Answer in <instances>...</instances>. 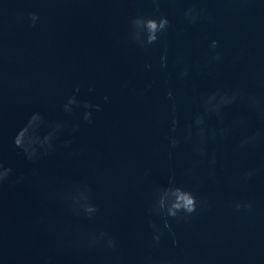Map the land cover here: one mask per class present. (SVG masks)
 Masks as SVG:
<instances>
[{"label": "water", "instance_id": "water-1", "mask_svg": "<svg viewBox=\"0 0 264 264\" xmlns=\"http://www.w3.org/2000/svg\"><path fill=\"white\" fill-rule=\"evenodd\" d=\"M189 7L203 9L212 22L189 24ZM29 12L39 16L35 27L17 20ZM161 16L169 27L157 43L141 48L132 41V20ZM212 40L219 61H212ZM217 89L254 96L261 110L241 101L224 110L222 121L206 118V128L231 131L209 139L200 158L183 139L185 128L202 111L199 95ZM167 91L181 138L171 159ZM74 93L81 103L101 105L91 124L82 107L63 111ZM34 112L45 120L41 137L54 124L64 128L53 152L29 163L12 141ZM254 133L258 143L239 149ZM0 162L13 170L0 186V264H139L149 254L170 264H264V0H0ZM250 169L259 171L243 179ZM172 174L210 207L173 224L179 248L169 238L153 249L148 220L159 218L147 210ZM75 185L91 189L99 208L94 219L72 216L59 199ZM236 201L253 207L237 212ZM101 231L117 240L115 252L77 246L79 237Z\"/></svg>", "mask_w": 264, "mask_h": 264}, {"label": "clouds", "instance_id": "clouds-1", "mask_svg": "<svg viewBox=\"0 0 264 264\" xmlns=\"http://www.w3.org/2000/svg\"><path fill=\"white\" fill-rule=\"evenodd\" d=\"M155 2V0H154ZM240 2L247 3L248 0H240ZM184 17L189 24H195L198 19H205L209 22L211 17L205 15L204 10H197L194 7H189L184 11ZM18 22H27L29 27H35L39 20V16L36 13L29 12L26 15H19L17 17ZM169 27V21L166 17L161 16L159 19L150 17H138L131 21V39L139 47L144 48L149 45L157 43L161 35H163ZM219 48V43L216 40H212L209 43V49L212 50V61L221 60L220 52L216 51ZM167 50L165 49V55L160 56L159 65L161 69L167 68ZM176 66L183 64V58L177 57L175 61ZM145 69H150L151 65L145 64ZM188 76V68L182 67L179 71V77L181 79ZM151 85L146 87L140 95H145L150 90ZM93 91L89 88V92ZM79 92V87L75 89V93ZM75 93L71 96L67 102L63 105V111L70 113L74 106H79L84 109L83 120L89 124L92 123V112H100L102 110L100 104H91L88 102H79ZM165 99L171 101V126L170 133L165 137L168 142L169 159H171V152L175 151L181 143V138L175 135L178 127L177 109L176 103L173 98V93L167 91ZM201 112H197L193 117L192 124L185 128V135L183 139L185 141L192 142V151L200 158H203L206 154L205 145L209 139H215L217 134L220 136H226L231 129L221 128L217 133V130L208 129L205 127L206 118L215 117L217 120L222 121L224 110L237 104L241 101H245L249 107L259 112L260 103L254 96H248L245 98L244 94L239 89H217L215 91L200 94L197 98ZM109 98L103 97V103L107 104ZM45 125V120L38 112L32 113L26 123L21 127L16 135L13 137L12 145L18 149L23 155L24 159L29 163H36L37 161L49 156L54 150V141L58 139L59 134L63 131L64 125L54 124L51 126V131L41 137L38 135V130ZM235 126V122H233ZM75 131V129H73ZM259 134L254 133L249 137H245L239 143V149H244L248 146H255L258 143ZM70 141H65L64 146L67 147ZM209 164L214 166L216 159L213 157ZM259 169H250L243 174V179H253ZM186 175L190 173H185ZM13 175L11 167H7L3 162H0V186H3L6 181ZM148 171L145 172V176H148ZM211 175V173H210ZM24 177H19L16 183L23 181ZM59 199L63 201L67 207L68 212L75 217H81L88 220L95 218L99 211L97 205L92 203L91 189L87 185H75L69 190L63 191L59 194ZM210 207L208 201L198 198L195 194V190H188L183 185H179L176 182L175 175H169L167 180V186L158 187L154 191L153 201L151 206L147 210L149 217H158L159 223L152 219L148 220V228L151 232L150 247L158 249L163 241L171 239V247L179 248V241L175 237L173 231V224L188 223L194 215L199 214L205 208ZM231 207L239 212L250 211L253 207L251 202H233ZM83 242L90 249L103 248L105 251L115 252L118 247L117 240L107 231H101L99 233H87L78 238L76 242L77 246ZM182 251V250H181ZM119 260V257H116ZM45 264H50L48 260ZM139 264H170L167 259H156L151 254L140 258Z\"/></svg>", "mask_w": 264, "mask_h": 264}]
</instances>
